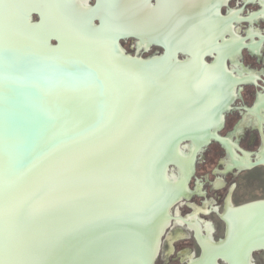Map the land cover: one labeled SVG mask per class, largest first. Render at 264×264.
Listing matches in <instances>:
<instances>
[{
	"label": "water",
	"instance_id": "1",
	"mask_svg": "<svg viewBox=\"0 0 264 264\" xmlns=\"http://www.w3.org/2000/svg\"><path fill=\"white\" fill-rule=\"evenodd\" d=\"M3 1L0 264H153L181 194L163 188L168 166L182 156L185 140L200 145L212 138L184 134L195 128L183 116L193 94L184 75L168 76L164 69L180 50L123 61L116 52L121 38L133 35L148 47L123 28L137 9L117 10L99 43V0L93 6L86 0L88 15L73 27L71 0ZM155 6L156 0L141 1V7ZM11 9L30 35H9ZM59 24L69 30L61 32ZM147 64L154 66L142 67ZM156 71H163L162 81ZM168 98L174 125L169 121L170 129L159 132L153 110ZM178 99L187 100L184 108ZM168 145L166 155L157 153Z\"/></svg>",
	"mask_w": 264,
	"mask_h": 264
},
{
	"label": "flooded vegetation",
	"instance_id": "2",
	"mask_svg": "<svg viewBox=\"0 0 264 264\" xmlns=\"http://www.w3.org/2000/svg\"><path fill=\"white\" fill-rule=\"evenodd\" d=\"M88 4L93 6L95 0H88ZM190 13L197 17L198 28L206 27L200 28V36L208 37L207 44L195 45V51H187V46L179 49L170 66L174 63L185 68V87L189 84L185 89L193 94V104L185 107L183 116L194 121L195 128L184 130V134H208L212 138L200 145L192 139L185 140L180 146L185 158L183 168L175 162L178 168L168 166L169 181L180 180L177 189L181 194L170 208L153 264H264V0H201L198 10L189 8V17ZM31 19L39 21L36 14ZM94 24L98 25V21ZM190 32L184 36L186 39L194 34ZM50 43L56 45L55 40ZM147 45L144 47L137 37L129 35L118 41L116 52H122L123 61H147L167 52L172 56L175 53L161 42Z\"/></svg>",
	"mask_w": 264,
	"mask_h": 264
},
{
	"label": "bare ground",
	"instance_id": "3",
	"mask_svg": "<svg viewBox=\"0 0 264 264\" xmlns=\"http://www.w3.org/2000/svg\"><path fill=\"white\" fill-rule=\"evenodd\" d=\"M141 1L142 0H116V1H112V0H99V9L96 12V15H98L101 18V22H102V27L100 29L99 35H97L96 39L98 40L99 43L104 41V35H107V32L109 29H112L115 23V16L117 14V10H119V12H126L128 10H132V9H137L133 15L131 14L128 20H127V24H124V29H126L129 32H133L135 35H138L141 37L142 42H151V41H156V42H161L164 44L165 47L167 48H173L174 51L175 50H179L181 49V51L183 50L184 47L187 46V51L191 48H193L192 50H194V46L196 45H206V39L208 37L204 36H200L201 34V30L202 27L198 28V20L197 17H193L194 13H190V17L187 15L188 9L190 8L192 11V8H194L196 11L198 10V7L200 5V1L201 0H156V6L153 8L150 7H141ZM223 1V0H220ZM86 0H71V8L73 11V14L76 16V19L73 20L72 25L69 27H73L75 22H79V20L82 17H85L88 15V13L85 11L84 8V4H85ZM221 3V2H219ZM218 3V4H219ZM217 4V5H218ZM222 4V3H221ZM22 5V4H21ZM32 4H29V6ZM138 6L140 8H138ZM206 6V5H205ZM208 7V6H207ZM27 7L23 6H17L15 8V10L19 13L21 12V14H23V12L26 10ZM39 11H42V8H44V6H39ZM6 9V3L5 1H3L2 3L0 2V11H4ZM202 9V8H201ZM15 10L11 9L8 10L10 15H9V19L6 23V26L8 24L7 31H9V35L15 34V35H19L21 36V34L23 35H30V30L28 27H25L22 25L21 21L22 18L20 20H16L15 18L12 17V15L15 14ZM216 11V8H215ZM214 11V12H215ZM203 12V11H202ZM87 13V14H86ZM202 14V13H201ZM213 14V13H212ZM215 14V13H214ZM217 15V14H216ZM214 17V16H213ZM212 17V19H213ZM202 18V15H201ZM207 18V17H206ZM231 18V17H230ZM204 20V19H203ZM207 20V19H206ZM215 20V19H214ZM231 20V19H230ZM72 21V20H70ZM216 21V20H215ZM214 21V23H215ZM218 21H221V19L218 18ZM225 22V21H223ZM229 22V21H228ZM198 23V24H197ZM208 23V22H207ZM217 24H222V23H218ZM202 25V23H201ZM210 25V24H209ZM225 25V24H224ZM223 25V26H224ZM208 26V25H207ZM214 26V25H213ZM222 26V25H221ZM230 26V25H229ZM68 26H62V25H58V29L61 32H66L69 30ZM212 27V25H211ZM228 27V26H227ZM206 28V27H204ZM222 28V27H221ZM212 28H210L211 31ZM216 29V28H215ZM224 29V28H223ZM230 29V28H228ZM193 31L194 34L191 35V37L189 39H186L184 36L186 34H190V31ZM206 30V29H205ZM205 30H204V34H205ZM227 30V29H225ZM208 31V32H210ZM216 31V30H214ZM223 31V30H222ZM210 34V33H208ZM222 34V33H220ZM23 35V36H24ZM84 35L86 37H89V35L87 33H84ZM211 37V36H210ZM209 40V39H208ZM223 44V43H222ZM234 44V43H233ZM243 44V43H242ZM211 45V43L209 44ZM216 45V44H215ZM253 45V44H252ZM204 48H202L203 50ZM42 51V50H41ZM195 51V50H194ZM171 52V51H170ZM208 52V51H207ZM168 53V52H167ZM209 53V52H208ZM212 53V52H211ZM210 53V54H211ZM222 55V54H221ZM196 57V56H195ZM189 59V58H188ZM175 60V59H174ZM125 61V60H124ZM177 62V61H176ZM183 62V61H182ZM202 62V61H201ZM218 62V61H217ZM220 62V61H219ZM180 64V63H178ZM193 65V64H192ZM154 65H144L142 66L145 69H149V68H153ZM188 66V65H187ZM200 67V65H199ZM207 68V67H205ZM219 68V66H218ZM165 72H168V76L174 74L175 77H179L181 75H184L185 79L187 80L188 78L186 77V75L184 74L185 72V68L181 65L178 66L177 64L175 65L174 63H172V65L169 66L167 65V67L164 68ZM199 69V68H197ZM214 69V68H212ZM190 70H188L189 73ZM204 72V70H202ZM221 71V70H220ZM241 71V70H240ZM201 72V73H203ZM211 72V71H210ZM219 72V71H218ZM222 72V71H221ZM200 73V74H201ZM209 73V72H208ZM213 74V72H211ZM218 74V73H217ZM205 75V74H204ZM219 75V74H218ZM192 76V75H191ZM199 76V75H198ZM202 76V75H201ZM222 76V75H221ZM206 77V76H205ZM204 77V78H205ZM220 77V76H218ZM228 77V76H227ZM155 78L156 80L162 81L163 78V71H161L160 73H158L157 71L155 72ZM203 78V77H202ZM221 78V77H220ZM223 78V77H222ZM208 79V78H207ZM231 79V78H230ZM212 80V79H211ZM227 80V79H225ZM234 81V80H233ZM229 82V81H228ZM210 83V82H209ZM217 83V82H216ZM215 83V86L217 85ZM230 83V82H229ZM234 84V82H233ZM189 86V84L185 87L187 88ZM210 86V85H209ZM219 86V85H218ZM221 86V84H220ZM208 87V86H207ZM206 87V88H207ZM213 85H211V87L207 88L210 90H212ZM188 89V88H187ZM215 89V88H214ZM210 93V92H209ZM223 93V92H222ZM221 94V92H220ZM207 95V94H206ZM211 96V94H210ZM209 96V97H210ZM208 97V99H209ZM215 97V96H214ZM207 98V97H206ZM211 98V97H210ZM217 98V97H216ZM230 98V97H228ZM214 100V99H213ZM216 100V99H215ZM226 100V99H225ZM231 100V98H230ZM177 101H182V99H178ZM185 102H187V100H183L181 103V108L185 107ZM227 102V101H226ZM216 103V102H215ZM167 105H160V107L156 108L153 110V112H157V119L153 118L155 122H157V125H155L157 131H167V129L169 128V121L171 122L172 125H174V121H173V115L171 113V103L170 100L168 98V101L166 102ZM221 106V104H220ZM219 106V107H220ZM224 106V105H223ZM215 107V106H214ZM217 107V105H216ZM218 107V109H219ZM222 107V106H221ZM219 111V110H218ZM217 113V112H216ZM216 116V115H215ZM218 117V116H217ZM220 117V116H219ZM214 118V117H213ZM222 118V117H221ZM247 118V117H245ZM176 122H178V115H176ZM218 121V120H217ZM210 123V122H209ZM218 123V122H217ZM243 124V122H242ZM208 125V124H207ZM214 126V124H213ZM211 128V127H210ZM211 130V129H210ZM206 133V132H205ZM239 135V134H238ZM230 138V137H229ZM192 143V142H191ZM226 143V142H225ZM193 147V146H192ZM184 149V148H183ZM171 150V145L166 146L165 149H160L157 153L161 155V153H164L166 155V152ZM196 150V149H195ZM263 151V149H262ZM194 152V151H193ZM232 152V151H231ZM154 154H151V156H153ZM194 156V154H193ZM190 157V156H189ZM248 157V156H247ZM235 159V157H234ZM237 159V158H236ZM175 162L177 163V165L182 169L183 165L185 164V158H183L181 155H177V157H175ZM194 160V159H193ZM261 162V159H259ZM238 162V159L236 160ZM243 162V161H242ZM258 162V161H257ZM239 163V162H238ZM263 163V162H262ZM243 164V163H242ZM193 167V166H192ZM232 167V166H231ZM244 168V167H243ZM226 169V168H225ZM229 170V168H228ZM232 170V169H231ZM190 175V174H189ZM177 176V175H176ZM184 176V175H183ZM174 177V175H173ZM190 177V176H189ZM184 179V178H183ZM171 181V182H170ZM168 185H165L163 188L165 191L171 193L174 192L177 187L180 184V180L178 178L175 179H170ZM188 184V183H187ZM197 190V188H196ZM186 196V195H185ZM184 197V196H183ZM229 201V200H228ZM257 206L254 205V207ZM259 206V205H258ZM264 208V206H263ZM205 209V208H204ZM248 209V208H247ZM253 209V208H251ZM199 210V209H198ZM244 210H246L244 208ZM242 210V213H244ZM203 211V210H202ZM230 211V210H229ZM261 211V210H259ZM257 210V212H259ZM230 213V212H229ZM228 213V214H229ZM232 214H235L234 212ZM257 214V213H256ZM171 215V214H170ZM174 215V214H173ZM252 215V214H251ZM250 215V216H251ZM263 215V213H262ZM194 216V215H193ZM227 216V215H226ZM235 216V215H234ZM249 216V217H250ZM172 217V216H171ZM225 217V216H224ZM249 217L248 220H249ZM263 217V216H262ZM261 217V218H262ZM173 218V217H172ZM178 218V217H177ZM227 218V217H226ZM232 218H236V217H232ZM264 220V217L262 218ZM196 220V219H195ZM251 220V219H250ZM249 220V221H250ZM260 220V218L258 219ZM177 221V220H176ZM199 221V220H198ZM246 221V220H245ZM253 221V220H252ZM178 222V221H177ZM183 222V221H181ZM180 223V222H178ZM262 223V221H261ZM259 225H261L260 223H258ZM244 225H246L244 223ZM263 225V224H262ZM200 226V225H199ZM254 226V225H252ZM188 227V226H187ZM241 227V226H239ZM244 230L246 229V226H244ZM261 227V226H260ZM237 229V228H236ZM254 229V228H253ZM201 230V229H200ZM257 230V228H256ZM260 230V229H259ZM241 231V230H240ZM253 231V230H252ZM263 231V230H262ZM208 233V232H207ZM234 233V234H233ZM233 236L235 235V232H233ZM250 233V232H249ZM201 234V233H200ZM209 234V233H208ZM211 234V233H210ZM231 234V235H232ZM262 234V232H261ZM237 235V234H236ZM241 236V234H238V237ZM242 237V236H241ZM245 237V235L243 236ZM251 237V235H250ZM230 238V237H229ZM240 238V237H239ZM255 238V237H254ZM204 239V238H203ZM206 240V239H205ZM228 239H226L227 241ZM253 240V239H252ZM260 240H262V238H260ZM161 241V240H160ZM225 241V242H226ZM254 242V241H253ZM251 241V243H253ZM257 242V240H256ZM264 242V241H263ZM255 243V242H254ZM213 244V243H212ZM258 244V243H257ZM259 244H261V242H259ZM245 245V244H244ZM254 245V244H253ZM251 245V246H253ZM160 246V245H159ZM235 246V245H234ZM233 246V247H234ZM255 246V245H254ZM263 246V244H262ZM210 247V245H209ZM249 247V246H248ZM264 247V246H263ZM236 248V247H235ZM223 249V248H222ZM227 249V248H226ZM247 249V248H246ZM245 249V250H246ZM250 249V248H248ZM254 249V248H253ZM225 250V249H224ZM236 251V250H235ZM248 251V250H246ZM245 251V252H246ZM226 252V251H225ZM219 253V252H218ZM227 253V252H226ZM231 253V252H230ZM209 254V253H208ZM207 255V254H206ZM205 255V256H206ZM244 255V254H243ZM248 255V254H247ZM214 256V255H213ZM216 256V255H215ZM219 256V255H218ZM225 256V254H224ZM224 256H221L224 257ZM233 256V255H232ZM249 256V255H248ZM230 257V255H229ZM240 257V256H239ZM238 257V258H239ZM245 257V256H244ZM225 258V257H224ZM231 258V257H230ZM223 259V258H222ZM227 259V258H226ZM232 259V258H231ZM201 260V259H200ZM215 260V259H214ZM192 261V260H191ZM203 261V260H201ZM209 261V260H208ZM228 261V260H227ZM231 261V260H230ZM205 262V261H204ZM203 262V263H204ZM215 262V261H214ZM233 262V261H231ZM246 262V260H245ZM229 263V261L227 262ZM202 264V263H201ZM211 264V262H210ZM232 264V263H231ZM241 264V263H240ZM249 264V263H247Z\"/></svg>",
	"mask_w": 264,
	"mask_h": 264
}]
</instances>
